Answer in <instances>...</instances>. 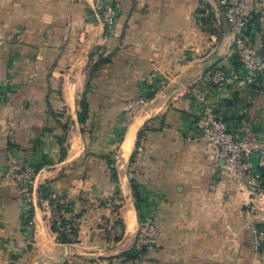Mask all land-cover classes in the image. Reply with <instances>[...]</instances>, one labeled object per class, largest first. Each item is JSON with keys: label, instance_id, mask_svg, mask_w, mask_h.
Returning <instances> with one entry per match:
<instances>
[{"label": "crops", "instance_id": "1", "mask_svg": "<svg viewBox=\"0 0 264 264\" xmlns=\"http://www.w3.org/2000/svg\"><path fill=\"white\" fill-rule=\"evenodd\" d=\"M93 1L0 0V85L10 91L0 98V264H264L249 195L226 191L196 126L210 107L247 139L264 134V76L241 74L222 0H110L112 30ZM236 1L264 54V0ZM220 65L225 86L210 81ZM141 95L149 101L126 122ZM25 162L37 168L31 204L5 180ZM40 192L69 211L67 242ZM253 199L260 225L264 199ZM149 219L163 234L140 258L133 245Z\"/></svg>", "mask_w": 264, "mask_h": 264}, {"label": "built area", "instance_id": "2", "mask_svg": "<svg viewBox=\"0 0 264 264\" xmlns=\"http://www.w3.org/2000/svg\"><path fill=\"white\" fill-rule=\"evenodd\" d=\"M222 6L226 21L234 34L233 50L241 74L250 82H258L264 76V54L260 43H254L249 34L250 17L245 3L236 0H222ZM93 9L98 19L108 30H112L116 24L118 12L116 6L110 0H94ZM231 79L227 68L220 65L210 72V81L220 86H225ZM10 91L0 85V98H6ZM149 101L147 95H141L134 101L132 107L126 113V122L130 121L136 109L143 107ZM155 121H148L142 128L143 133H149L154 128ZM197 128L203 133L205 144L212 147V157L216 164L223 168L226 179V191L231 188L244 191L249 195L248 215L252 222L254 233V245L257 249L264 246V214L261 216L260 225L254 222L258 215L253 197L264 199V134L254 140H249L229 128L225 119L217 115L215 111L206 107L196 121ZM143 139V138H142ZM142 148H138V155ZM256 153L257 166L252 167L250 156ZM253 168V169H252ZM253 171L250 179L248 176ZM37 168L29 162L23 163L12 173L6 175L5 180L12 177L18 186L22 200L31 204L34 202V181ZM10 177V178H9ZM42 208L52 223L56 226L58 239L62 233L71 231L70 214L66 207L55 209L48 198L41 195ZM254 217V218H253ZM30 227V225H29ZM163 234L162 227L154 219L141 223L133 245L134 253L144 258L159 244Z\"/></svg>", "mask_w": 264, "mask_h": 264}, {"label": "trees", "instance_id": "3", "mask_svg": "<svg viewBox=\"0 0 264 264\" xmlns=\"http://www.w3.org/2000/svg\"><path fill=\"white\" fill-rule=\"evenodd\" d=\"M82 106H83V112H82V114L80 115V120L83 121V120H84V114H85V111L87 110V106L84 105L83 103H82ZM43 191H44V190H43ZM136 194H137L138 199H139V193H138L137 189H136ZM61 204H63V202H62V201H59V202H58V205H61ZM52 228L54 229V231L57 230V229H56V226H55L54 224H52ZM59 240H60L61 242H67L68 238L66 237V235H65L64 233H62V234L60 235V237H59Z\"/></svg>", "mask_w": 264, "mask_h": 264}, {"label": "bare ground", "instance_id": "4", "mask_svg": "<svg viewBox=\"0 0 264 264\" xmlns=\"http://www.w3.org/2000/svg\"><path fill=\"white\" fill-rule=\"evenodd\" d=\"M133 221V220H132ZM132 224V222H130Z\"/></svg>", "mask_w": 264, "mask_h": 264}]
</instances>
